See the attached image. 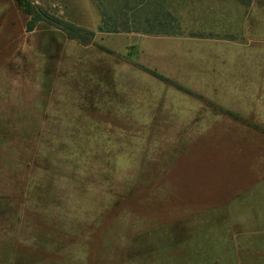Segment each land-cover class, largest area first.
Here are the masks:
<instances>
[{"label":"rangeland","instance_id":"1","mask_svg":"<svg viewBox=\"0 0 264 264\" xmlns=\"http://www.w3.org/2000/svg\"><path fill=\"white\" fill-rule=\"evenodd\" d=\"M242 1L168 0L156 36L0 0V264H264V0Z\"/></svg>","mask_w":264,"mask_h":264},{"label":"trees","instance_id":"2","mask_svg":"<svg viewBox=\"0 0 264 264\" xmlns=\"http://www.w3.org/2000/svg\"><path fill=\"white\" fill-rule=\"evenodd\" d=\"M21 3H23V8L25 9V12L29 13V10L26 9V3L25 0H19ZM98 7L101 11V15H102V27H101V31L103 32H109V33H113V32H129V31H140L143 32L145 34H149V35H156V36H160V35H167L168 31H162L165 28H161L159 29V27H161L163 24L161 19L159 18L162 14L164 17V19H166L169 23V20L171 22H176V18L172 15L171 12H169L168 10L165 9L166 7V3L168 0H150L149 4H137V2L133 1V6H131V0H122V7L119 8L118 10V15H122L123 18L125 17V21L123 23H119L118 25H120L121 27L116 28V26L114 25V19L108 15V13L105 10V5H104V1L105 0H96ZM239 2H241L242 4H245L244 1L242 0H237ZM246 5V4H245ZM152 7V9H150V13L149 16L145 13V10H147L148 7ZM160 9V10H159ZM126 11H131V17L132 19L135 21V25H137L135 28H130L128 27V19H127V12ZM141 14H143V20H144V24L145 27L141 28V22H139L140 20L138 18L141 19ZM128 21V22H127ZM110 23H113L112 25H110ZM59 25L57 28L64 31L71 39H75L78 40L79 42L86 44L90 41L93 40L95 33L92 31H87L85 29L79 28V27H75L72 24H68V23H64V22H58ZM113 26V27H112ZM112 27V28H111ZM177 28H179V26L177 25Z\"/></svg>","mask_w":264,"mask_h":264}]
</instances>
